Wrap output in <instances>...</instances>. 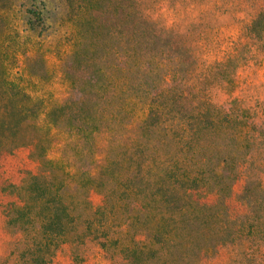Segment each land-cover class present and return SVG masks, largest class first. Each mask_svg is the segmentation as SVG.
Returning <instances> with one entry per match:
<instances>
[{
	"label": "rangeland",
	"instance_id": "obj_1",
	"mask_svg": "<svg viewBox=\"0 0 264 264\" xmlns=\"http://www.w3.org/2000/svg\"><path fill=\"white\" fill-rule=\"evenodd\" d=\"M1 60L92 130L50 142L86 178L36 264H264V0H0ZM39 140L1 154L0 264L42 254L7 186L41 171Z\"/></svg>",
	"mask_w": 264,
	"mask_h": 264
},
{
	"label": "trees",
	"instance_id": "obj_2",
	"mask_svg": "<svg viewBox=\"0 0 264 264\" xmlns=\"http://www.w3.org/2000/svg\"><path fill=\"white\" fill-rule=\"evenodd\" d=\"M38 19L41 18L38 17ZM1 67L3 70L6 68L2 60L0 61V69ZM5 74L6 72L2 73L0 77V161L1 154L9 153L12 150L20 132L27 125L33 126L40 135V140L36 142L35 149H38L39 162L42 167L41 173L26 172L23 182L7 185L13 188L18 199L17 203L10 205L11 218L21 222L24 226L42 222L39 227L43 229L42 234L45 235V239L34 240L36 249L42 251V254L40 256L31 254L28 262L29 264H36L38 259L44 260V254L49 251L52 239L48 236L57 237L58 235L57 228H52L53 222H64L66 219L68 221L70 217L69 207L64 202V188L70 181L76 184L84 183L83 179L86 176L83 174L72 175L66 162L62 159V155L59 157L51 156L50 142L58 139V144L54 146L62 152L64 147L69 145V138L67 137L71 133L70 130L74 132L71 127L66 131L59 127L62 115L59 119L55 118L59 107L58 97H34L25 92L21 83L9 79ZM153 110L150 109L147 117H144L143 123L148 120L150 113L154 112ZM75 131V135L73 132L70 134L75 141L78 137L86 136L88 135L86 133L92 132L91 127L83 132L76 125ZM65 134H67L66 138H64ZM45 170L57 173L49 178L44 176L43 171ZM64 175H66L65 180H59V177ZM89 180L91 183L93 182L92 178ZM76 217L78 218V214L72 215L69 222L76 220ZM46 232L47 235L49 234L48 236Z\"/></svg>",
	"mask_w": 264,
	"mask_h": 264
}]
</instances>
